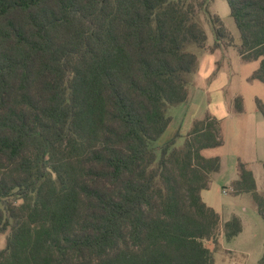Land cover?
Returning a JSON list of instances; mask_svg holds the SVG:
<instances>
[{"label":"trees","instance_id":"1","mask_svg":"<svg viewBox=\"0 0 264 264\" xmlns=\"http://www.w3.org/2000/svg\"><path fill=\"white\" fill-rule=\"evenodd\" d=\"M207 1L0 0V264H213L204 242L242 231L200 195L220 169L202 155L219 122L156 145L205 48L197 13L213 49L232 42ZM225 1L264 84V0ZM237 171L233 192L264 218V193Z\"/></svg>","mask_w":264,"mask_h":264},{"label":"rangeland","instance_id":"2","mask_svg":"<svg viewBox=\"0 0 264 264\" xmlns=\"http://www.w3.org/2000/svg\"><path fill=\"white\" fill-rule=\"evenodd\" d=\"M206 5L207 12L221 20L232 42L223 39L219 48L213 49L212 25L206 12L196 9V19L206 34L205 48L196 51L198 63L187 87V101L170 109L171 121L156 145L173 138L181 145L195 122L206 117L219 122L220 145L203 150L202 155L218 157L220 169L210 175L209 188L200 195L224 222L238 217L242 231L230 241L220 233L216 244L207 241L204 245L212 251L213 264H259L264 253V218L252 194L234 193L233 183L242 163L252 173L256 192L264 193V117L256 110L257 100L264 103V84L251 80L257 62L241 60L239 35L226 1L208 0ZM237 98L241 100L240 112L235 108ZM4 244L5 234H0V248Z\"/></svg>","mask_w":264,"mask_h":264},{"label":"crops","instance_id":"3","mask_svg":"<svg viewBox=\"0 0 264 264\" xmlns=\"http://www.w3.org/2000/svg\"><path fill=\"white\" fill-rule=\"evenodd\" d=\"M203 198V197H202ZM202 200H204V199H202ZM204 202V201H203ZM206 204V203H205ZM207 205V204H206ZM218 214V213H217ZM219 215V214H218ZM220 217V216H219ZM220 221L222 222V223H224V221L220 218ZM226 222V221H225Z\"/></svg>","mask_w":264,"mask_h":264}]
</instances>
